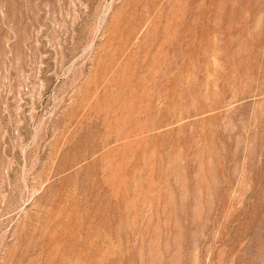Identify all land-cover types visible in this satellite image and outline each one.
<instances>
[{
    "label": "rangeland",
    "instance_id": "374dc122",
    "mask_svg": "<svg viewBox=\"0 0 264 264\" xmlns=\"http://www.w3.org/2000/svg\"><path fill=\"white\" fill-rule=\"evenodd\" d=\"M0 264H264V0H0Z\"/></svg>",
    "mask_w": 264,
    "mask_h": 264
}]
</instances>
